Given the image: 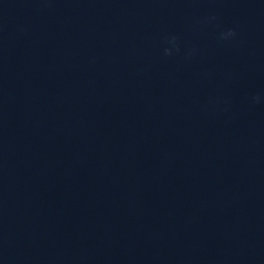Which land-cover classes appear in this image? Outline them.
Masks as SVG:
<instances>
[{"label":"clouds","instance_id":"obj_1","mask_svg":"<svg viewBox=\"0 0 264 264\" xmlns=\"http://www.w3.org/2000/svg\"><path fill=\"white\" fill-rule=\"evenodd\" d=\"M215 17H213L214 19ZM235 35V32L233 30H228L227 32L222 34V38L227 39L228 37H232Z\"/></svg>","mask_w":264,"mask_h":264}]
</instances>
